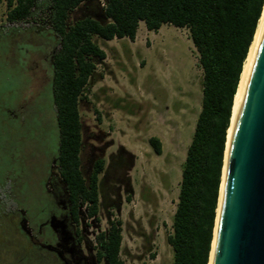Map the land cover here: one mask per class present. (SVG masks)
Instances as JSON below:
<instances>
[{
  "label": "trees",
  "instance_id": "obj_1",
  "mask_svg": "<svg viewBox=\"0 0 264 264\" xmlns=\"http://www.w3.org/2000/svg\"><path fill=\"white\" fill-rule=\"evenodd\" d=\"M2 2L5 22L14 26L7 33L20 31L19 27L28 31L43 27L56 41L50 96L56 130L52 149L67 192L87 208L89 217L97 211L98 175L104 165L98 160L88 181L83 180L78 104L105 58L92 39L133 42L139 23L148 32L163 25L187 31L201 71L200 108L180 167L165 243L171 250V264H208L233 101L264 0H102V7L99 0ZM87 5L94 7L98 18L68 21L74 11ZM148 144L156 156L161 155L157 139L149 138ZM120 225L119 220L111 221L97 239L108 264H123L118 258Z\"/></svg>",
  "mask_w": 264,
  "mask_h": 264
},
{
  "label": "rangeland",
  "instance_id": "obj_2",
  "mask_svg": "<svg viewBox=\"0 0 264 264\" xmlns=\"http://www.w3.org/2000/svg\"><path fill=\"white\" fill-rule=\"evenodd\" d=\"M5 13L2 2L0 184L10 185L5 181V172L7 156L12 154L15 172L22 171L31 185L35 170L45 164L44 156L47 162L48 153L55 146L56 130L48 89L41 94L42 105L36 98L32 100L27 77V64L40 51L38 43L42 39L33 31L23 33L22 27L18 32L7 33L14 26L5 22ZM83 17L98 18V13L87 5L74 11L68 21ZM92 41L105 58L96 66L85 99L78 104L79 119L87 132L103 135L111 143L107 154L121 148L132 157L128 171L131 193H127L131 198L125 200L126 195H121V205L109 208L110 215L121 224L120 248L130 254L120 257L123 264H171V250L165 237L170 232L180 167L200 108L201 71L196 53L185 29L166 25L148 32L139 23L133 42H106L96 37ZM37 65L42 67V63ZM21 102L26 103L24 125L6 122V111L16 113ZM43 119L46 128L42 135ZM149 138L160 143V156L149 146ZM81 176L84 178L82 173ZM28 185L19 182V193L25 194ZM99 221L100 228H105V220L101 217ZM138 256L140 260L134 258Z\"/></svg>",
  "mask_w": 264,
  "mask_h": 264
},
{
  "label": "flooded vegetation",
  "instance_id": "obj_3",
  "mask_svg": "<svg viewBox=\"0 0 264 264\" xmlns=\"http://www.w3.org/2000/svg\"><path fill=\"white\" fill-rule=\"evenodd\" d=\"M27 31L22 30L23 33ZM31 31L42 40L38 43L41 49L35 54L37 59L31 58L27 64V77L31 83L32 100L36 98L42 105L41 94L46 93V88L51 96L52 60L58 46L48 29ZM37 62L42 63V67L39 68ZM36 103L32 104L33 107ZM25 106L26 103H19L16 113L7 110L6 122L24 125ZM79 122V169L83 180L88 181L94 163L104 161L103 170L98 175L96 214L89 217L87 208L74 201L67 192L54 149L49 151L47 162L43 157L45 164L35 170L31 185H28L29 181L25 180L22 171L15 172L11 165L14 159L10 154L5 172V181H9L10 185L6 182L2 186L0 184V264H108L97 239L106 233L111 221L117 220L110 215L109 208L121 205V195H126L125 200L131 198L127 193H131L128 171L132 166V157L121 148L107 154L111 143L103 135L87 132L80 119ZM49 124L48 121L47 126ZM45 128L43 119L42 135ZM19 182L28 185L29 195L28 191L19 193ZM101 217L106 222L103 229L100 228ZM121 254L130 255L120 248L118 258L121 262ZM134 258L140 260L141 256Z\"/></svg>",
  "mask_w": 264,
  "mask_h": 264
},
{
  "label": "water",
  "instance_id": "obj_4",
  "mask_svg": "<svg viewBox=\"0 0 264 264\" xmlns=\"http://www.w3.org/2000/svg\"><path fill=\"white\" fill-rule=\"evenodd\" d=\"M214 220L208 264H264V19L229 126Z\"/></svg>",
  "mask_w": 264,
  "mask_h": 264
},
{
  "label": "bare ground",
  "instance_id": "obj_5",
  "mask_svg": "<svg viewBox=\"0 0 264 264\" xmlns=\"http://www.w3.org/2000/svg\"><path fill=\"white\" fill-rule=\"evenodd\" d=\"M263 19H264V5H263L261 18H260V20L258 22L257 29L255 31L253 42H252V44H251V46L249 48V52L247 54V58H246V61L244 63L243 72L241 73L242 75H241V78H240L238 90H237V93H236L234 101H233L234 103H233L232 114H233V110H234V107H235V104H236L237 97L239 95V92H240V89H241V86H242V83H243V79H244L247 67H248L249 62H250V58H251V55H252L253 47L255 45L256 39H257V37L259 35V32H260V29H261V25H262ZM230 122H231V120H230ZM228 133H229V130H228ZM227 140H228V137H227ZM226 145H227V141H226ZM224 154H225V152H224ZM222 174H223V169H222ZM221 181H222V178H221ZM220 188H221V184H220ZM219 192H220V189H219ZM218 202H219V197H218ZM217 207H218V203H217ZM216 212H217V209H216ZM211 247H212V244H211ZM209 256H210V254H209Z\"/></svg>",
  "mask_w": 264,
  "mask_h": 264
},
{
  "label": "built area",
  "instance_id": "obj_6",
  "mask_svg": "<svg viewBox=\"0 0 264 264\" xmlns=\"http://www.w3.org/2000/svg\"><path fill=\"white\" fill-rule=\"evenodd\" d=\"M99 2H100V6L102 7L103 5H102V0H99Z\"/></svg>",
  "mask_w": 264,
  "mask_h": 264
}]
</instances>
